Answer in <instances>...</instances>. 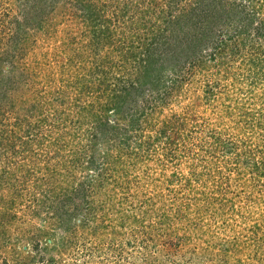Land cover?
Listing matches in <instances>:
<instances>
[{
	"label": "rangeland",
	"instance_id": "rangeland-1",
	"mask_svg": "<svg viewBox=\"0 0 264 264\" xmlns=\"http://www.w3.org/2000/svg\"><path fill=\"white\" fill-rule=\"evenodd\" d=\"M97 1L105 28L85 24L76 0L58 2L43 28L40 0H0V83L26 116L40 111L22 127L11 110L0 118L13 139V163L0 165L19 193L0 192L16 197L0 204V264H264L257 52L176 43L199 32L183 21L199 0ZM128 87L137 92L124 101ZM93 155L106 169L91 187Z\"/></svg>",
	"mask_w": 264,
	"mask_h": 264
},
{
	"label": "trees",
	"instance_id": "trees-1",
	"mask_svg": "<svg viewBox=\"0 0 264 264\" xmlns=\"http://www.w3.org/2000/svg\"><path fill=\"white\" fill-rule=\"evenodd\" d=\"M76 1L78 5H81L78 7L81 8V10H83L82 18L84 19L85 24H90L91 22V24L97 25V27L100 26L103 28L106 27L105 25H103L106 22L105 18L103 19V21L101 20L103 11L105 12L104 8L100 9L101 3H98L97 0H76ZM254 1L257 0H249L250 4H247L246 2L244 3L242 0H199L200 5L199 4H198L199 6L195 5V9L190 11L189 14H187L188 15L187 17L183 18V21H185L186 23L189 21L188 24L195 25V27H197V30L199 32L196 33L191 38H189L187 35L185 36L182 34H175L173 35V38L176 39L175 40L176 43L177 40L179 39H181L182 41L184 40V38L187 39L188 42L183 44L189 51L194 53H200L201 49L206 48V45L208 43L211 44L212 42H214V44L215 43L218 44L217 47H219V50L228 48V52H230L231 55H237L241 53L244 54L245 52L243 51L251 50L253 52L255 50L257 54L256 56H254V58L253 57L250 58L249 62L251 68H253L254 73L257 74L259 71H261V69H264V16L263 17L260 16L259 14L260 8L255 9L254 4L257 5V3H254ZM258 1L261 2L262 4L264 3V0H258ZM58 2L63 3L62 5H64L66 11L67 5L69 4L68 0H40V3L49 7L48 8L49 10L51 11L55 10L53 12L48 11L47 15L42 16L41 20L39 21V24L42 28L43 25L50 23L52 21V15L58 12V8L56 9V7L58 6ZM73 2L74 1H72V3ZM199 7L201 11H199ZM249 9H253V10L249 11ZM153 11L155 12L156 15H158L159 21H166L172 23V19L173 20L175 19L172 18L170 13H166L164 9H162L161 11H155V8H153ZM178 18H176L175 20H179ZM51 23H53V21ZM198 23L200 25L196 26ZM108 31L109 29H107L106 31L101 30V33L106 35ZM164 31L167 33L170 30L169 28H166ZM154 35L150 48L151 51L153 44H159L160 40L163 38L162 34L157 33L158 38H155ZM106 36L109 37V35ZM149 41L151 42L150 39ZM150 42L148 43L150 44ZM130 48L131 49L137 48V46L135 45V43H133V45H130ZM260 52H262V55L259 54ZM217 53H220V51ZM151 54L152 52H150L149 55L150 57ZM254 68H257L259 71ZM96 70L99 71L100 67H97ZM146 77H148V75H146ZM4 80L6 79L3 77L0 83V100L4 102L3 109L0 111V118L2 117L4 120L8 119L6 117L9 116L10 113H8V111L6 110H11V112H15L14 115L17 116L15 125L22 127L24 121L29 119L31 115H34L35 113H39L40 111H36L35 113L30 112L26 116V111L24 106L26 102L22 101L18 103V101H16L14 97L9 99L10 97L8 94L10 92L8 93L7 91L13 88L8 87V84L11 83L10 81L5 82ZM11 85L14 86L12 83ZM121 92L127 93L125 97H122L123 100L126 101V99L129 96L133 95V93L137 92V90L131 91V88L128 87L126 90H122ZM122 93L119 96H117V98L123 95ZM3 95L5 98L3 97ZM114 99H116V96L113 98V100ZM117 108H119L118 109L119 111H122V106ZM114 116L117 117L116 119H118V117L120 116L119 112H118V116L117 114ZM3 119H0V158L3 155L5 160L4 163L7 164L8 166L9 164L13 163V159L10 157L9 154V150L11 149V146H8L7 144H9V142H12L13 139L10 136L7 137V133L9 132L8 128L1 129ZM100 124L105 126V128L109 126V123L107 122H100ZM104 132L107 131L105 130ZM21 152L22 150L19 151L15 149L13 155L19 156V154H22ZM78 156H79L78 159L84 160V157L83 158L81 157L82 155L79 154ZM102 159L101 158L98 159L96 158L95 155H93L88 161L89 163L88 166L89 167L93 166V169L98 171V175L91 176L95 178L91 180V183L89 182V185L91 187L92 185L95 184L94 182L97 181V177L100 175L99 171L102 173L105 172L106 163L105 161L103 162ZM82 166L85 167L84 161ZM12 175L13 174L11 171L9 172L5 167L3 168L0 165V192L5 187L6 183H8V185H11L12 188L16 187V197H17L19 196L16 186L17 184H14V180H11ZM100 180L101 178H98V181ZM9 181L11 183H9ZM16 197H14L12 193L10 194V196H8V199L5 196L0 195V204H3V207L5 206L10 207L15 203ZM1 213H0V217H2ZM2 214H6V213L4 212Z\"/></svg>",
	"mask_w": 264,
	"mask_h": 264
}]
</instances>
